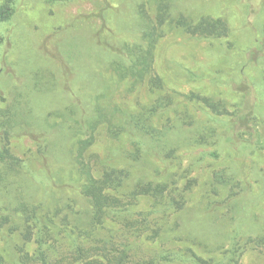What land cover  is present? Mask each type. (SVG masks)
I'll return each instance as SVG.
<instances>
[{"label": "rangeland", "instance_id": "374dc122", "mask_svg": "<svg viewBox=\"0 0 264 264\" xmlns=\"http://www.w3.org/2000/svg\"><path fill=\"white\" fill-rule=\"evenodd\" d=\"M202 19L214 25L207 36L192 29ZM143 25L153 38L151 63L139 81L120 78L115 54L94 35L133 44ZM0 37V112L14 111L0 120V144L21 160L16 178L45 172L47 131L13 109L37 83L44 91L30 93L32 105L54 131L74 122L63 86L87 117L97 116L82 136L93 140L81 161L93 178L111 173L117 182L96 219L87 203L57 210L45 195L31 201L41 208L10 214L0 228L3 264H39L37 210L48 217L50 264H186L155 262L164 252H191L201 264H224L226 255V264H264V0H18ZM162 98L168 106L149 119L173 141L169 154L157 132L150 140L121 119ZM67 173L68 185L82 182ZM16 185L22 197L34 193Z\"/></svg>", "mask_w": 264, "mask_h": 264}, {"label": "trees", "instance_id": "16d2710c", "mask_svg": "<svg viewBox=\"0 0 264 264\" xmlns=\"http://www.w3.org/2000/svg\"><path fill=\"white\" fill-rule=\"evenodd\" d=\"M17 1L18 0H5L0 4V24L10 18L13 11L16 9ZM49 1L53 2L57 0ZM162 9L159 17L166 18L168 15V6H162ZM178 21H182L180 22L182 24L186 23L183 18ZM217 23L221 24L219 20ZM212 26L214 25H212L210 21L202 19L194 24L192 29L203 36H207V34L212 33ZM94 37L95 42L98 43L100 47L106 48L109 52L111 51L115 54L112 64H114L113 70L118 77L133 78L136 81L144 78L143 75L147 70L146 67H148L149 62L151 63L152 60L151 54L154 46L150 28L144 26L141 30L139 39L133 44L124 43L119 46V44L104 40L105 38L102 37L100 33H96ZM3 40L4 37H0V44ZM122 40L123 39H121V41ZM69 60L72 62L73 58ZM151 83L153 87L155 85H157L156 87H160V78L156 81L153 80ZM62 90L67 92V103L71 109L74 122L73 125L67 124L68 126L64 125L55 131L54 127L49 125L46 117L39 118L36 115L34 106L32 105L30 93L35 91L39 93L43 92V88H40L37 83H34L33 86H29L27 91L20 93L16 97V104L20 107L16 106L13 109L20 108L27 112L30 117L35 119L36 124L47 131V144L44 146V149L41 150L45 172L37 174L30 171V173L25 176L24 181H19L16 178V173L18 172L17 167H19L21 160L11 156L8 149L0 144V228L6 224L8 216L10 214L16 215V213L20 211V208H22L24 212L28 211L30 205H34L32 206V211L41 208L40 205L31 203V201L39 199L41 195H45V200H48H43L44 203L53 202V207L57 210L68 209V211H70L73 209V204L79 207L87 203L90 205L93 212L92 219H96L98 214L103 212L107 206L110 205L109 201H111L112 196L106 192L105 189L107 187H113L117 183L114 178H112V174H106L105 179H95L87 169V166L81 161L83 151L93 140V136H88L86 138H82V136L87 135L90 128L94 127L97 116L93 114L92 117H87V107L83 104L76 92L69 90L67 87L64 89V86ZM203 100L207 101V98H203ZM162 101L163 98L161 100L159 99L153 106L148 108V114L142 112L127 117L123 116L121 119L127 121L129 125L132 124L136 130V134L141 136H148L150 134V140L153 139V136H151L154 135L153 132H157L156 142L162 151L167 149L166 153L169 154L173 141L168 139L165 134V128L154 127L149 119V114L153 115L168 106V103ZM115 110L116 109H112V112H115ZM2 116L11 120L14 116V111L12 108L1 111L0 120ZM113 118H115V116H113ZM104 120L112 125L110 116ZM50 130L51 134L49 132ZM113 133L117 135L116 132ZM77 137L76 143H78V145L75 150V140L72 139ZM51 140H53V142H51ZM49 144L52 145L49 146ZM210 155L217 156V153L210 152ZM66 171H68V173ZM123 171L124 170H121L120 174H122ZM66 173L67 175L78 173L82 182L68 185L64 179ZM16 184L34 187V193L32 195L30 193L27 197H22L16 190L18 188ZM68 186L73 190L69 191L67 188ZM34 216L35 224L38 227L37 239L39 243V248H37L34 259L39 264H50L48 248H46L43 238L47 235L48 217L41 210L35 211ZM175 260L184 261L186 264H201L200 260L191 252L183 254L178 252H164L161 253L158 258H155V262L158 263H169ZM232 260L231 257L226 255V257L223 258V263L226 264V261L230 263ZM0 264H3L1 256ZM82 264L104 263L96 260H89Z\"/></svg>", "mask_w": 264, "mask_h": 264}]
</instances>
